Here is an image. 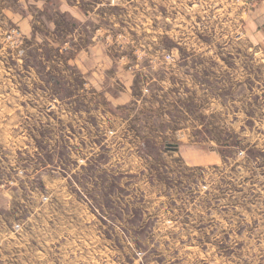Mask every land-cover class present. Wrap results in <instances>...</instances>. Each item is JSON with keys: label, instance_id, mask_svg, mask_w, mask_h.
Instances as JSON below:
<instances>
[{"label": "rangeland", "instance_id": "obj_1", "mask_svg": "<svg viewBox=\"0 0 264 264\" xmlns=\"http://www.w3.org/2000/svg\"><path fill=\"white\" fill-rule=\"evenodd\" d=\"M257 1L0 0V264H264Z\"/></svg>", "mask_w": 264, "mask_h": 264}, {"label": "crops", "instance_id": "obj_2", "mask_svg": "<svg viewBox=\"0 0 264 264\" xmlns=\"http://www.w3.org/2000/svg\"><path fill=\"white\" fill-rule=\"evenodd\" d=\"M7 10L9 11V13L12 12L13 17H14L15 15V13H13L14 11H11L9 9ZM246 14H247V22L245 25L246 33L250 37L251 41L264 53V0H259L255 2L254 5L249 9V11ZM84 15L91 17L90 12H88V15L87 14H84ZM77 16L79 17V15H77L75 11L74 19H76ZM77 24L80 25V20H79V23L75 22V25ZM95 37H96V34L92 37V39L94 40ZM187 81L189 80L185 79V81L183 82L187 83ZM184 87L186 88L185 83H184ZM124 94L126 95L125 92ZM72 128L74 129V127ZM57 140H58L57 144L59 146V150L61 149V147L64 148V146H61L63 145V141H64V145L69 146V147L74 146L75 143L79 145V138L75 136V134H73V131H72V135L68 136V139L67 138L66 139L57 138Z\"/></svg>", "mask_w": 264, "mask_h": 264}, {"label": "built area", "instance_id": "obj_3", "mask_svg": "<svg viewBox=\"0 0 264 264\" xmlns=\"http://www.w3.org/2000/svg\"><path fill=\"white\" fill-rule=\"evenodd\" d=\"M14 31H15L14 29H12V30H9L8 29L7 30V32H9V36H8L9 38L11 37V35L13 34ZM166 58H171V56L170 55H167ZM146 90H148V88H146Z\"/></svg>", "mask_w": 264, "mask_h": 264}, {"label": "water", "instance_id": "obj_4", "mask_svg": "<svg viewBox=\"0 0 264 264\" xmlns=\"http://www.w3.org/2000/svg\"><path fill=\"white\" fill-rule=\"evenodd\" d=\"M168 145H169L170 148H173V149H177V148H178L177 145H174V144H172V143H169Z\"/></svg>", "mask_w": 264, "mask_h": 264}]
</instances>
